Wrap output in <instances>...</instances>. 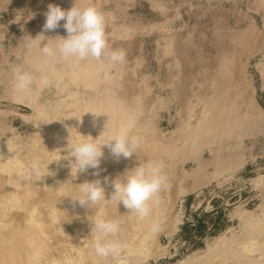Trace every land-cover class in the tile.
<instances>
[{
  "label": "rangeland",
  "instance_id": "1",
  "mask_svg": "<svg viewBox=\"0 0 264 264\" xmlns=\"http://www.w3.org/2000/svg\"><path fill=\"white\" fill-rule=\"evenodd\" d=\"M75 3L81 9L93 5L104 14L108 40L104 56L65 61L58 55L45 56L39 39L30 48L24 46L25 36L43 34L42 46L50 39L66 38L63 20L57 29L43 30L45 13L49 5L67 11ZM58 43L49 41V47L55 49ZM114 50L125 52L123 62L109 60L107 53ZM22 61L33 84L18 93L13 89L12 67ZM92 63L94 85L83 78ZM112 96L138 111L126 127L138 140L137 154L119 160L127 169L140 161L160 163L166 181L149 201L158 206L155 218H148L154 224L142 228V234L138 229L131 242L128 234L119 254L101 257L93 247L90 222L84 223L87 233L82 237L70 228L94 215V208L86 206L80 214H72L78 203L67 199L69 221L63 223L61 217L67 213H58L57 225H49L63 229V236L43 225L51 199L49 205L45 190L35 184L43 179L38 181L31 163L39 160L41 177L46 175L47 165L59 158L55 138L68 140L69 132L73 137L81 134L76 127L86 112V119L90 118L87 110L99 109L104 97ZM215 112L221 114L217 132L212 124ZM209 127L213 133L202 141L188 138ZM100 139L101 143L110 140ZM67 171L71 172L65 162L48 176L50 183L56 186L59 180L70 179L76 185L98 177L93 169L85 172L87 177L79 173L83 179L79 174L72 179ZM107 177L115 179L112 173ZM103 180L105 191L111 190ZM67 187L72 190L70 184ZM32 205L36 208L30 209ZM124 209L113 211L114 216L124 215L121 223L126 228L132 223L134 230L139 217L132 212V219L130 210ZM31 214L39 216L31 218ZM39 224L49 232L47 236L42 228L39 231L46 246L39 258L48 264H98L99 260V264H211L213 260L214 264H264V0H0V246L3 249L28 235L32 225ZM85 225H90L89 230ZM85 242L80 254L78 247ZM93 254L98 256L96 263L89 260Z\"/></svg>",
  "mask_w": 264,
  "mask_h": 264
},
{
  "label": "clouds",
  "instance_id": "2",
  "mask_svg": "<svg viewBox=\"0 0 264 264\" xmlns=\"http://www.w3.org/2000/svg\"><path fill=\"white\" fill-rule=\"evenodd\" d=\"M46 15V22L43 25L44 31H52L60 27L63 20V28L66 30L67 36L56 37L50 39L42 46L45 40L43 34L37 35L35 38L25 36L23 38L26 48L32 47L39 39V47L45 56H59L65 61L78 60L83 61L89 57L100 59L106 54L108 49V40L106 36L105 16L95 6L90 5L86 8L76 6L69 10H63L59 6L49 5ZM42 38V39H41ZM59 40L55 49L49 47V41ZM108 54L109 60L114 63H121L125 59L123 50H114ZM24 61L20 64H14L12 71L14 73L13 89L18 93L27 92L33 84V76L30 72L22 69ZM47 84V80L42 81ZM109 122V119H108ZM108 122L105 131L98 138L91 135H77L79 139L74 138L69 132L66 148L58 149V159L51 161L47 165V173L49 165L62 160L68 162L72 179H76L79 173H85L89 169L97 170L100 168L101 159L104 155L102 149L107 146L110 153L117 160L123 157L130 159L137 154L138 140L129 134L128 128H121L107 143H100V138L107 131ZM61 151L66 155H61ZM52 153V152H50ZM33 174L39 180L41 177V163L39 160H33L31 163ZM93 175L99 176V171H94ZM166 177L162 172V164L154 161L139 162L137 166L126 169L124 173L115 179L104 177L103 183H110L113 191L110 198L105 196V188L102 181L96 179L93 181H85L81 184L74 185L71 180L59 185L70 184L72 188L77 189L78 196L73 197L70 192H66L62 198H70L73 202H78L81 207L87 206L92 209L102 201L105 203L115 200L118 206L122 203L130 213L134 212L140 219H144L149 215V201H151L156 193H158L165 184ZM91 236L93 237L94 250L98 256L104 257L109 254L117 255L121 251V243L114 239L119 232V224L112 220L102 217L94 218L90 221Z\"/></svg>",
  "mask_w": 264,
  "mask_h": 264
},
{
  "label": "bare ground",
  "instance_id": "3",
  "mask_svg": "<svg viewBox=\"0 0 264 264\" xmlns=\"http://www.w3.org/2000/svg\"><path fill=\"white\" fill-rule=\"evenodd\" d=\"M56 57V56H55ZM60 58V57H59ZM90 58V57H89ZM48 59V58H47ZM47 59L45 60V62L44 63H46V61H47ZM87 60V59H86ZM51 61V60H50ZM71 61V60H70ZM60 62V61H59ZM79 63V62H78ZM85 63V62H84ZM57 64V63H56ZM66 64H68V63H66ZM81 64V63H80ZM83 64V63H82ZM84 65V64H83ZM82 65V66H83ZM46 66V65H45ZM73 66V65H72ZM60 67H61V65H60ZM84 67V66H83ZM43 68H45L44 67V65H43ZM54 68V67H53ZM69 69H70V67H68ZM73 68H75V67H73ZM85 68V67H84ZM67 69V68H66ZM62 70V69H61ZM60 70V71H61ZM71 70V69H70ZM73 70V69H72ZM83 71V70H82ZM39 72V71H38ZM43 72V71H42ZM62 72V74H63V70L61 71ZM65 72V71H64ZM93 72H94V67H93V63H92V65L91 66H89L87 69H86V71L83 73L84 74V76H83V78L84 79H86V80H88L89 82L91 81L92 83H91V85H94V82H95V80H94V78L92 77L94 74H93ZM70 73V72H69ZM37 74V73H36ZM59 74H61V73H59ZM68 74V73H67ZM93 74V75H92ZM70 75V74H69ZM70 78V77H69ZM112 95H115V94H112ZM109 96H111V94H109ZM119 96H116V97H114V96H112V97H104V100L99 104V109H96L94 106H91L90 107V110L88 109L87 111H91L90 112V118L88 117V119H86L87 118V115L86 114H88L89 115V113L88 112H86L85 114H84V116H86V118H84L83 117V120H82V122L78 125V127L79 128H77L76 127V129H79V131H82L81 132V135H82V133H83V130H80V128H82V126L85 128V129H87L86 130V132H85V134L83 133V135H89V131L91 132L90 133V135L95 139V138H98L99 137V135H101L103 132H104V129L106 128V124H107V122H108V119H109V122H108V127H107V132H105L104 134H103V141H104V139H106V137H108L110 140H111V138L121 129V128H126V127H128V126H130L131 125V123H132V119L133 118H135V116H137L138 115V111L135 109V107H131V106H129L128 104H126L125 103V101L124 100H122L121 98H118ZM102 100V99H101ZM102 103H103V105H102ZM134 104V103H133ZM102 105V106H101ZM133 106V105H132ZM139 106V105H138ZM217 107H219L218 105H217ZM221 107H223V106H220V110H222L223 108H221ZM139 109V108H138ZM207 109V108H206ZM204 110V109H203ZM203 112H205V111H203ZM222 111H220V113H221ZM215 113H217V112H215ZM219 113V112H218ZM217 113V115H216V117H215V122L213 121V123L212 124H214L213 125V130L214 131H219L220 130V117H221V114H218ZM214 116V115H213ZM85 119V120H84ZM77 126V125H76ZM83 128V129H84ZM212 130V131H213ZM88 131V132H87ZM94 131H95V134H94ZM211 131V129H210V127L207 129V130H201V131H197V132H195V133H193V134H191L188 138L191 140V141H194L193 139H199V138H201V141L203 140V138L205 137L206 138V136H207V133H209V132H212ZM102 132V133H101ZM213 133V132H212ZM76 134V135H75ZM74 135H75V137L74 138H76V139H79V137H77V133H75ZM80 134V133H79ZM87 135V136H88ZM106 136V137H105ZM105 137V138H104ZM208 137V136H207ZM102 138V137H101ZM211 138H212V136H211ZM55 140H56V145H57V147L59 148V149H64V148H66V145H67V140L65 139V138H61V137H58V138H55ZM101 140V139H100ZM108 140V139H107ZM109 140V141H110ZM196 140H195V142L194 143H196ZM207 140V139H206ZM102 141V142H103ZM106 141V140H105ZM104 141V142H105ZM200 141V140H199ZM198 141V142H199ZM108 141H106L105 143H107ZM101 143V142H100ZM105 149H107V152L108 151H110V149L107 147V146H105V148H103L102 150H104V155H103V157H102V159H101V164H100V168L99 169H97V170H94V171H99L100 172V175L97 177V178H99L101 181L103 180V174H105V177H107V174H109V173H112L114 176H115V178H117V175L119 174V176L120 175H122L123 174V172L127 169L126 168V163H125V161H123L122 160V162H124V163H122L120 160H117V159H115V157H113V159H112V157L111 156H108L107 155V153H106V151H105ZM57 150V149H56ZM58 153V152H57ZM54 154V153H53ZM109 157V158H108ZM110 157H111V159L113 160H111L110 159ZM56 159H58V158H54V160H56ZM110 159V160H109ZM49 160V159H48ZM105 162H104V161ZM115 160V161H114ZM120 161V162H119ZM65 162H67V161H64V160H62V161H60V162H54L53 163V166L52 167H50L49 169H50V173H51V175L50 176H52V174L54 175L55 174V171L57 170V169H60V167L62 166V164L63 163H65ZM114 163H116V164H119V163H122V165L120 164V165H116V167H113V165H114ZM45 165V164H44ZM106 165V166H105ZM110 165H112V166H110ZM117 166H121V167H119V169H116V168H118ZM128 166V165H127ZM130 166V165H129ZM129 168H131V167H129ZM47 169V168H46ZM66 174L67 175H69V176H71V174H70V172L69 171H67L66 172ZM87 173H84V175H86ZM46 175L47 176H45L44 178H43V180L41 181V182H39V183H35V184H37V185H39L43 190H45V195H46V197H47V203L49 204V200L51 201V205L48 207V209H47V212H45L44 211V214H43V217H44V219L42 218V221H43V225L45 224V226H48V228L50 229V227H49V225L51 226V225H55L56 223H57V217L59 216V218H60V215H58L57 217H55L58 213L59 214H64V212L65 213H67V214H65L64 216H61V217H63V223H64V221H69V219H68V217L70 216V218H71V216L72 215H68V213H70L71 214V209H70V206H67V205H65L64 204V200H67V199H69L68 201H70L71 199L70 198H62L63 197V195L66 193V192H74L77 196L79 195V192H78V190L77 189H74V188H72V190H70V187H67V188H69V189H67L66 188V186L67 185H64V186H61L60 188H58L59 187V185H61V184H63V180L61 181V183L58 181V183H59V185H58V183H57V185L56 186H54L53 184H51L50 183V180H49V175L46 173ZM59 175V174H58ZM60 175H62V173L60 174ZM80 175V174H79ZM83 175V174H82ZM83 175V176H84ZM78 176V175H77ZM83 176L81 177V175H80V178H82L83 179ZM86 177H87V175H86ZM94 177V176H93ZM93 177H92V179H93ZM53 178L54 177H52V180H53ZM59 178H61V177H59ZM66 178V177H65ZM78 178H79V176H78ZM85 178V177H84ZM96 178V179H97ZM44 179H46V181L44 180ZM55 179V178H54ZM62 179H64V178H62ZM68 179H69V177H68ZM86 179V178H85ZM96 179H94V180H96ZM56 180V179H55ZM65 180V179H64ZM70 180V179H69ZM57 181V180H56ZM66 182H68V180L66 179L65 180ZM64 181V182H65ZM82 181V180H81ZM90 181H91V179H90ZM82 182H85V181H82ZM53 183V182H52ZM73 183V182H72ZM77 183V182H76ZM54 184H55V182H54ZM74 184V183H73ZM78 184H81L80 183V181H78ZM106 183H104V185H105ZM111 185H109L108 187H110ZM57 187V188H56ZM108 189V188H107ZM113 189V188H112ZM106 190L105 191V196H106V198H109L110 196H111V193H112V191L113 190ZM75 194L73 195V197H75ZM49 195H51L50 196V198H48V196ZM60 198H62V199H60ZM49 199V200H48ZM152 201V200H151ZM71 203V202H70ZM69 203V204H70ZM72 203H73V201H72ZM78 203V202H77ZM151 202H149V215L147 216V217H145L144 219H138L137 220V222H139V223H137V225L135 226V228H134V230H133V226L134 225H132V227H130V225L132 224L130 221H131V219H130V216H129V219H130V221L128 220V222L129 223H131L130 225H129V228H126V227H128V225H123L122 223H121V221L124 219L125 220V216L123 215V217H119V216H121V214H119V213H121V210H123L124 209V205L121 203L119 206H118V204H117V202L115 201V200H113V201H111V202H108V203H105V202H101V203H99L98 205H96V206H93V208L96 210V213L94 214V215H92V216H90V215H88V216H90V217H85V219H84V222L83 223H81V225H79L78 227H76L77 225V219H76V217H74V219H73V217H72V221H74L75 219L77 220H75L76 222H74V224H73V222H71L73 225H75V227H76V229H74V228H72V227H74V226H72V227H70L71 225H70V223L68 224V225H70V226H67L68 228L70 227L71 229H72V232H73V230H76L75 232L77 233V235L79 234L80 235V237H82L83 235L85 236L86 235V233L87 232H85L84 230H86V229H84L83 230V225H84V223H88V222H90L91 220H93L94 218H97V217H102V218H105V219H107V220H112V221H115V222H117L118 224H119V232L117 233V235H116V237H114V239H116V240H118L121 244H123V242H124V240H125V237L128 235V234H131L132 235V237H131V240H130V242L132 241V239H133V237H135V235H136V233L138 232L137 230L138 229H146V228H148V227H150V225H151V222H153V221H151V220H149V219H153V218H155V216L156 215H154V211H155V207H158L157 205H156V203H153V204H150ZM159 203V202H158ZM28 204V203H27ZM31 204V203H30ZM33 204V203H32ZM116 204V205H115ZM29 205V204H28ZM73 205H75V204H73ZM73 205H71V206H73ZM77 205V204H76ZM163 206V205H162ZM28 207V206H27ZM74 207V206H73ZM72 207V208H73ZM86 207V206H85ZM36 208V206L35 205H32V207L30 208V209H35ZM75 208V209H74ZM73 209V211H72V214H74V211H77V213H81L82 212V210H81V208H83V207H81L79 204L77 205V206H75ZM88 208V207H87ZM161 208V207H160ZM126 209V208H125ZM124 209V210H125ZM158 209V208H157ZM120 211L118 214H116L117 216H114V212L115 211ZM127 210V209H126ZM88 211V210H87ZM86 211V212H87ZM114 211V212H113ZM125 212V211H124ZM123 212V213H124ZM76 212H75V214L76 215H79V214H77ZM61 214V215H62ZM83 214V213H82ZM89 214V213H88ZM131 214V213H130ZM152 214V215H151ZM156 214V213H155ZM157 214H158V212H157ZM36 216H39V214H35ZM35 215H30V216H32L31 218H33V216H35ZM84 215V214H83ZM132 216H131V218L133 217L134 218V216H133V213L131 214ZM154 215V216H153ZM160 215V214H159ZM158 215V216H159ZM35 216V217H36ZM65 216H67V218L65 217ZM27 217V216H26ZM34 217V218H35ZM77 217H79V216H77ZM80 217H82V215L80 216ZM132 218V219H133ZM149 218V219H148ZM26 219V218H25ZM66 219V220H65ZM26 220H28V218L26 219ZM123 220V221H124ZM127 220V219H126ZM142 220V221H141ZM35 222L37 221V220H34ZM41 221V220H40ZM39 220H38V222H40ZM60 221H62V219L60 220ZM60 221H58L59 222V224H60ZM70 221H71V219H70ZM155 221V220H154ZM156 221H158V218H157V220ZM155 221V222H156ZM23 222H25V221H23ZM32 222V221H31ZM127 222V223H128ZM133 222V221H132ZM68 223V222H67ZM66 223V224H67ZM121 223V224H120ZM127 223H125L124 222V224H127ZM62 224V223H61ZM134 224V223H133ZM140 224V225H139ZM154 223H152V225H153ZM57 225V224H56ZM55 225V226H56ZM64 225V224H63ZM88 225V224H87ZM87 225H85V226H87ZM91 225V224H90ZM90 225H89V227H90ZM151 225V226H152ZM44 226V227H45ZM54 226V227H55ZM59 226V225H58ZM61 226V225H60ZM22 227V226H21ZM66 227V226H65ZM88 227V226H87ZM89 227H88V230H89ZM24 228H25V226H24ZM41 228H42V226L39 224V225H35V227L32 225V229H31V231L32 232H29L28 233V235H24V236H20L19 238H17V240L16 239H14V242H12L11 241V243H8V245L7 246H5L3 249H2V247L0 246V264H48V263H50V261H48V260H43V261H41V259L39 258L40 256H41V254H42V252H44V251H42V250H45L46 249V246H45V241H44V236L43 235H41L42 233H39V231L41 230ZM60 228V227H59ZM62 228V227H61ZM60 228V229H61ZM63 228H64V226H63ZM22 229V228H21ZM58 229V228H57ZM56 228H54L53 229V226H52V229H50L52 232H54V231H56L57 230ZM65 229H67V228H65ZM64 229V230H65ZM70 229V230H71ZM132 229V230H131ZM143 229L141 230V234L142 233H144L143 232ZM19 230V229H18ZM23 230H25V229H23ZM48 229H47V227H46V231H47ZM62 230L63 229H61V231L58 229L57 231H59V234H60V232L62 233ZM42 231H44L45 233H46V231L45 230H43V228H42ZM50 231V232H51ZM57 231H56V233H57ZM67 231V230H66ZM25 232V231H24ZM51 232V233H52ZM71 232V231H70ZM90 232V231H89ZM23 233V232H22ZM65 233V232H64ZM67 233V232H66ZM10 234V233H9ZM48 234H49V232L48 233H46V235L48 236ZM53 234V233H52ZM54 234H55V232H54ZM8 235V234H7ZM57 235H58V233H57ZM70 235H71V233H70ZM75 235V234H74ZM53 236H56V235H53ZM62 236H63V233H62ZM73 236V235H72ZM89 236V235H88ZM9 237V236H8ZM71 237V236H70ZM69 237V238H70ZM11 238V237H10ZM48 239L47 240H49V237H47ZM53 238V237H52ZM58 238V237H57ZM55 239V240H60L59 238L58 239ZM66 238V237H65ZM12 239V238H11ZM51 239V238H50ZM71 239V238H70ZM75 240H76V238H74ZM89 239V238H88ZM63 240V239H62ZM69 240V239H68ZM72 240V239H71ZM86 240V239H85ZM66 242H68L67 240H66ZM53 244H54V242H53ZM85 244H86V242L84 243V244H81V245H79V247H78V249H80V254H82V253H84V247H85ZM51 245V244H50ZM72 245V244H71ZM93 245V244H92ZM49 246V245H48ZM83 246V248L84 249H82L81 247ZM54 247V248H53ZM53 247H51V248H53V249H55V246H53ZM93 247H94V245H93ZM49 249H50V247H49ZM57 249H58V247H57ZM69 250V249H68ZM47 253V252H46ZM48 254V253H47ZM60 254V253H59ZM44 255V254H43ZM73 255V254H72ZM96 255V254H95ZM217 255V254H216ZM215 255V256H216ZM48 256V255H47ZM52 257V256H51ZM44 258V257H43ZM42 258V259H43ZM216 258V257H215ZM38 259H40V260H38ZM213 259V258H212ZM51 260V259H50ZM54 260V259H53ZM90 261H91V263H92V261H98L99 259H98V256L96 255V256H94V254L92 255V257L89 259ZM211 260V259H210ZM46 261H48V263H45ZM101 260H99V262H100ZM105 261V260H104ZM214 262H212L213 264L215 263V260H213ZM99 262H98V264H99ZM103 262V261H102ZM207 262V261H206ZM204 263V264H207V263ZM208 262H209V260H208ZM211 262V261H210ZM256 262V261H255ZM258 262V261H257ZM256 262V263H257ZM96 263V262H95ZM104 263V262H103ZM211 263V264H212ZM258 263H260V262H258ZM101 264V263H100ZM220 264V263H219Z\"/></svg>",
  "mask_w": 264,
  "mask_h": 264
}]
</instances>
